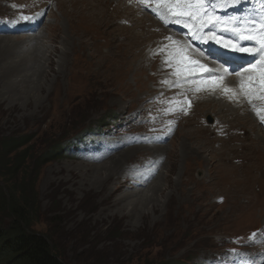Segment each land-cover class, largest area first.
I'll return each instance as SVG.
<instances>
[{"label": "rangeland", "instance_id": "374dc122", "mask_svg": "<svg viewBox=\"0 0 264 264\" xmlns=\"http://www.w3.org/2000/svg\"><path fill=\"white\" fill-rule=\"evenodd\" d=\"M3 1L0 15L5 17ZM70 1L79 0L48 2L40 34L35 36L39 44L0 34V151L10 137H30L28 145L34 144L27 162L30 165L54 143L68 144L83 134L74 150L65 146L57 159L38 168L37 213L29 219L28 230L48 237L66 264H198L201 257L221 252L225 239L245 235L264 223L261 113L252 118L240 111L248 121L234 119V124L221 109L198 101L178 130L172 131L171 121L150 109L169 102L170 91L158 89L157 77L167 70L154 60L157 56L150 44L160 35L156 12L167 11L165 3L174 5L175 0L160 4L149 0L145 6H139V0H98L95 18L101 19L102 27L97 29L80 25L85 14L78 13ZM254 1L251 6L264 11V2ZM53 25L57 30L50 32ZM64 34L73 38L75 46L60 56ZM114 64L128 67L133 76L127 79L130 90L115 82L119 69ZM176 83L168 88L186 93L183 85ZM223 121L227 123L220 124ZM161 131L168 141L149 145L158 147L159 152L153 155L151 150H135L147 147L139 145L138 139H150ZM126 139H133L127 142L133 144L123 143ZM107 146H111L108 151ZM122 148L139 154L118 162L125 167L117 169L109 157L125 150ZM53 169L69 175L70 181L60 183L61 174L57 179L51 177ZM85 169L102 170L103 178L93 180L97 179V187L82 185L80 176H88ZM138 173L145 179L151 177L145 181L148 185L159 177L145 193H131L126 180ZM167 179L171 183H166ZM138 185L130 183L133 188ZM0 187H4L1 179ZM120 199L142 202L136 208L145 205L143 212L148 217L135 222L129 207L115 212ZM156 220L158 224H154ZM3 221L9 223L10 218L5 216Z\"/></svg>", "mask_w": 264, "mask_h": 264}, {"label": "trees", "instance_id": "16d2710c", "mask_svg": "<svg viewBox=\"0 0 264 264\" xmlns=\"http://www.w3.org/2000/svg\"><path fill=\"white\" fill-rule=\"evenodd\" d=\"M30 137H10L0 151V264H66L62 254L55 251L48 237L29 231V219L36 215L35 184L37 170L45 163L57 159L71 144L54 143L49 152L33 158L34 144ZM10 218L9 223L3 219Z\"/></svg>", "mask_w": 264, "mask_h": 264}, {"label": "bare ground", "instance_id": "6f19581e", "mask_svg": "<svg viewBox=\"0 0 264 264\" xmlns=\"http://www.w3.org/2000/svg\"><path fill=\"white\" fill-rule=\"evenodd\" d=\"M98 0H79L77 3H75L74 1H70V3H72V5L71 6H74L75 8H76V10H79V12L78 13H80V14H82V13H84L85 14V17H84V19H83V21L80 23V25L82 26V27H84V28H90V27H92V28H100V27H102V21H101V19L99 18V17H96L95 18V13H96V11L98 12V7H97V4H96V2H97ZM53 3V2H52ZM51 3V4H52ZM118 5H119V3H117ZM53 5V4H52ZM56 5V4H55ZM55 8H56V6H54ZM57 9V8H56ZM66 9V8H65ZM55 10V9H54ZM66 11V10H65ZM53 12V11H52ZM59 12V11H58ZM73 12H75V10L73 11ZM65 14H67V12L65 13ZM83 15V14H82ZM137 25H138V23H137ZM105 26H108V24H105ZM148 28V27H147ZM146 28V29H147ZM57 30V28H56V26L55 25H53L52 27H51V30H50V32H53V31H56ZM65 32V31H64ZM42 33H43V29H42ZM65 35V34H64ZM140 35V34H139ZM1 36H3V35H1ZM0 36V37H1ZM138 36V35H137ZM46 38V37H45ZM142 38H144V37H142ZM31 40V42L32 41H36L37 43H38V41L37 40H35L36 38L35 37H33V38H30ZM44 39V38H43ZM117 39V38H116ZM135 39V38H134ZM62 41H60V45H61V51L59 52L58 51V49H57V51H58V54L60 55V56H66L67 55V53H69L70 52V50L72 49H74V44H73V38L71 37V36H68V35H65V37L63 38V39H61ZM140 40H142V39H140ZM26 41H29V39H27V40H24L23 42H26ZM47 41H49V40H47ZM51 41V40H50ZM143 41V40H142ZM142 41H141V43H142ZM153 41H155V40H153ZM21 42V41H20ZM69 42H71V45L69 44ZM42 43V42H41ZM58 43V42H57ZM138 43V42H137ZM140 43V42H139ZM17 44V43H16ZM29 44V43H28ZM39 44V43H38ZM144 44V43H143ZM142 44V45H143ZM154 44V43H153ZM153 44H150V45H153ZM31 45H33V44H31ZM49 45V44H48ZM78 45V44H77ZM140 45V44H139ZM25 46V45H24ZM23 46V47H24ZM53 46V45H52ZM55 46V45H54ZM26 47V46H25ZM22 48V47H21ZM32 48V47H31ZM60 48V47H59ZM121 48V47H120ZM55 49V48H54ZM29 51H31V50H29ZM53 51V50H52ZM56 51V50H55ZM110 51V50H109ZM25 53H26V51H25ZM24 53V54H25ZM40 53V52H39ZM51 53V52H50ZM149 53V52H148ZM153 53V52H152ZM27 54V53H26ZM47 54V53H46ZM51 55V54H50ZM54 55V54H53ZM28 56V55H27ZM48 56V55H47ZM52 56V55H51ZM162 57V56H161ZM30 58V57H29ZM119 59V58H118ZM154 59V58H153ZM31 61V60H30ZM21 62V61H20ZM35 62V61H34ZM41 62V61H40ZM146 62V61H145ZM37 63V62H36ZM24 64H27V62H24ZM114 66H116L119 70L116 72V78L114 79L115 80V82L116 83H120V85L123 87V84L124 85H127L128 87H127V89L128 90H130V83L129 82H127V79H128V77L130 76V77H132L133 78V76L131 75V74H129L128 73V67H126V68H120V67H118L116 64H114ZM237 67V66H236ZM241 67H242V65H241ZM241 67H239V69H237V70H240L241 69ZM147 68V67H146ZM159 68V67H158ZM235 69V68H234ZM112 71V70H111ZM50 72V71H49ZM106 72V71H105ZM114 72V71H113ZM113 72H112V74H113ZM108 73V72H107ZM111 73V72H110ZM162 73V72H161ZM25 74V73H24ZM36 74V73H35ZM30 75V74H29ZM64 75V74H63ZM31 76V75H30ZM19 78V77H18ZM24 78V77H23ZM23 78H21V79H23ZM25 79V78H24ZM32 80H34L33 78H32ZM131 80V79H130ZM129 80V81H130ZM16 81V80H15ZM48 81V80H47ZM98 81V80H97ZM96 81V82H97ZM36 82V81H35ZM133 82V81H132ZM41 83V82H40ZM99 83V82H98ZM174 83H176V82H174ZM45 84V83H44ZM176 84H178L179 86H181L182 85V83H181V81L179 80V82H177ZM42 87V86H41ZM24 88V87H23ZM181 88H184L185 89V91H186V88L184 87V86H182ZM41 89V88H40ZM40 89H38V90H40ZM43 89V88H42ZM44 92V91H43ZM23 93V92H22ZM26 94V93H25ZM24 94V95H25ZM38 94V93H37ZM40 95V94H39ZM42 96V95H41ZM25 97V96H24ZM31 97V96H30ZM244 97L246 98V95H244ZM239 99H241V98H239ZM33 100V99H32ZM49 102V101H48ZM236 103V102H235ZM205 104H207V105H210V106H214L215 108H218V109H221L222 110V113H226V117H227V119H229L230 117H231V115L234 117V119H239V120H244V121H248V117H244V116H240L239 114H238V112L239 111H241V109H243L242 107H240L239 105H234V104H226L225 102H223V101H220V100H215V99H208V100H206V103ZM24 106V105H23ZM218 106V107H217ZM39 108V107H38ZM248 114V113H247ZM23 116V115H22ZM250 117V116H249ZM221 120V119H220ZM227 123V121H223V122H220V124H222V125H225ZM245 124H247V122H245ZM212 128H214L213 126H211ZM216 128H217V125H216ZM216 128H214V129H216ZM262 139H264V138H262ZM263 142H264V140H263ZM133 143H127V145H132ZM138 144L139 145H144V146H147V147H135V150L136 149H145V150H151L152 151V154L154 155V154H156L157 152H159V150L160 149H158V147H154V146H149V145H152V144H155L154 143V141H152V142H149L148 141V139H138ZM122 149H125V148H122ZM121 149V150H122ZM155 149V150H154ZM120 150V151H121ZM119 151V150H118ZM116 152L115 153V155L114 156H110L109 157V160H111L112 162H111V164H116V168L118 169V168H120V166L122 165V164H120L121 162V160H129V157H131L133 154H139V153H130V152H127L128 150H124V151H122V152ZM140 152H143V151H140ZM124 153V154H123ZM122 154V155H121ZM140 156V155H139ZM144 156L146 157V158H148V156L147 155H145L144 154ZM150 157H153V156H151V155H149ZM117 157V158H116ZM118 162H120V163H118ZM130 164H131V162H129ZM107 164H108V162H107ZM94 165V164H93ZM96 165V164H95ZM156 165H157V163H156ZM103 166V164L101 165V167ZM123 166V165H122ZM129 166V165H128ZM87 167V166H86ZM96 167V169H97V167L98 166H95ZM109 167H110V169H111V171H113V169L115 170V167H114V165H109ZM123 167H125V166H123ZM127 167V166H126ZM66 170H67V168H66V166L64 167ZM85 168V167H84ZM88 168V167H87ZM107 168V167H106ZM59 169V168H58ZM101 169V168H100ZM104 169V168H103ZM122 169H124V168H122ZM53 170H55V169H53ZM69 170V169H68ZM80 171V170H79ZM102 171V170H101ZM101 171H96V170H84V172H86V173H88V176L87 175H82V176H80V172H79V176H80V182L82 183V185H90V187H95L96 186V184H97V179L95 180V181H93L94 179H95V177L97 176V178H103L101 175H102V172ZM108 171V170H107ZM117 171V170H116ZM119 171V170H118ZM120 171H122V170H120ZM152 171V170H151ZM75 172V171H74ZM105 172V171H104ZM50 173V172H49ZM66 173H68V172H66ZM81 173H82V171H81ZM111 174H109V175H111V176H113V175H115V174H113L112 172H110ZM52 174L54 175V176H51V177H56V179H57V176L59 175V174H61V175H63L64 177L60 180L59 179V181H60V183H61V181H63V180H65V181H67V182H69L70 181V178H69V175H66L65 173H63L62 171H56L55 170V173L52 171ZM113 174V175H112ZM118 174V173H117ZM77 176V175H76ZM101 176V177H100ZM115 176H117V175H115ZM126 176V175H125ZM145 176V175H144ZM144 176H142L141 175V173H138L137 175H135V176H133V177H128V181L126 180V182H127V186H128V189H130L131 191V193H132V191H134L135 193H145L146 192V190L148 189V188H151V186H152V184H153V181H154V179H156V178H158L159 177V175L158 176H156V178H154L153 180H152V183L151 184H149L148 185V183H146L145 181L147 180V179H149V178H151L150 176L147 178V179H145L144 178ZM62 177V176H61ZM107 177H109V176H107ZM122 177V176H121ZM77 178V177H76ZM144 178V179H143ZM49 179H51V178H49ZM107 179V178H106ZM109 179V178H108ZM118 179V178H117ZM73 180V179H72ZM75 180V179H74ZM105 180V179H104ZM158 180V179H157ZM162 180V179H161ZM160 180V181H161ZM50 181V180H49ZM53 181V180H52ZM79 181V179L77 180V182ZM51 182V181H50ZM71 182H73V181H71ZM75 182V181H74ZM74 182H73V185H75L74 184ZM91 182V183H90ZM54 183V182H53ZM59 183V182H58ZM66 183V182H65ZM113 183V182H112ZM124 183V182H123ZM130 183H132V184H134V183H136V184H139L137 187H135V188H133L132 186H130ZM160 183V182H159ZM166 183H171L168 179H167V181H166ZM101 183H99V185H100ZM103 184V183H102ZM144 184L146 185L145 187H146V189L145 190H142V189H140L141 187H143L144 186ZM53 185V184H52ZM108 185V184H107ZM112 185V184H111ZM125 185V184H124ZM55 186V185H54ZM64 186V185H63ZM62 186V187H63ZM69 186V185H68ZM71 186V185H70ZM79 185H77V187H78ZM81 186V185H80ZM102 186V185H101ZM156 187H157V185H155ZM167 186V185H166ZM48 187H49V185H48ZM55 187H57V186H55ZM60 187V186H59ZM61 187V188H62ZM97 187V186H96ZM104 187V186H103ZM105 187H106V185H105ZM112 187V186H111ZM139 187V188H138ZM155 187V188H156ZM65 188V187H64ZM82 188H84V187H82ZM89 188V187H88ZM127 188V187H126ZM51 189V188H50ZM69 189V188H68ZM78 189V188H77ZM105 189V188H104ZM110 189V188H109ZM123 189V188H122ZM153 189H154V187H153ZM158 189V188H157ZM71 190V189H70ZM80 190V189H79ZM99 190V189H98ZM115 190V189H114ZM163 190V189H162ZM96 190H94V192H95ZM82 192V191H81ZM90 192V191H89ZM100 192H101V190H100ZM112 192H114V191H112ZM126 192H127V190H126ZM129 192V193H130ZM158 192V191H157ZM67 193V192H66ZM74 194V193H73ZM84 194H85V192H84ZM89 194V193H88ZM107 194V193H106ZM123 194V193H122ZM60 195V194H59ZM66 195V194H65ZM75 195V194H74ZM109 195V194H108ZM133 195V194H132ZM131 195V196H132ZM145 195V194H144ZM151 195H153V192H152V194ZM155 195V194H154ZM68 196V195H67ZM66 196V197H67ZM77 196H79V195H77ZM90 196V195H89ZM130 196V197H131ZM146 196V198H147V195H145ZM62 197V196H61ZM72 197V196H71ZM95 197V196H94ZM93 197V198H94ZM134 197H136V195H134ZM150 197V196H149ZM152 197H154V196H152ZM64 198V197H63ZM68 198V197H67ZM155 198V197H154ZM65 199V198H64ZM136 199V198H135ZM157 199V198H156ZM69 200V199H68ZM79 200H81V199H79ZM125 200H128L129 201V199H125ZM136 200H140V199H136ZM150 200H151V198H150ZM158 200V199H157ZM67 201V200H66ZM76 201L77 202H79L77 199H76ZM100 201V200H99ZM127 201V202H128ZM153 201V200H152ZM156 201V200H155ZM64 202V201H63ZM123 202V199H120V201L119 202H117V203H120V204H115V206H118L119 208L117 209V210H115V212H118L119 210H121L122 211V209L123 208H128L129 207V209H128V212H129V215H131V216H133V215H135L134 216V219H135V222L136 221H138L139 219H145V218H147L148 217V215L145 213V212H143V206H145V205H143V206H141L140 207V209H137L136 208V206H138V205H141L142 204V202H140V201H137V202H135V200H133V202L131 201V199H130V202H128V203H122ZM71 203V202H70ZM115 203V202H114ZM69 204V203H68ZM77 204V203H76ZM149 204H150V202H149ZM72 205V204H71ZM148 205V204H147ZM153 205L154 204H151V206L153 207ZM156 206V205H155ZM69 207V210H70V206H68ZM95 208V207H94ZM149 210V209H148ZM160 210V209H159ZM158 210V211H159ZM123 212V211H122ZM101 214L102 213H104V211L103 210H101V212H100ZM126 213V212H125ZM147 213H148V211H147ZM152 213V212H151ZM97 214H99V213H97ZM100 215V214H99ZM108 216H110V217H112L113 216V213L112 214H107ZM123 215V214H122ZM102 216V215H101ZM121 216V215H120ZM152 216V215H151ZM114 217V216H113ZM99 218V217H98ZM95 220V219H94ZM150 220V219H149ZM96 221V220H95ZM131 221V220H130ZM132 221H134V220H132ZM131 221V222H132ZM159 222L156 220V221H154V224H158ZM136 224V223H135ZM152 224V223H151ZM137 225V224H136ZM148 226V225H147ZM127 227V226H126ZM151 227V226H150ZM143 228V227H142ZM126 229V228H125ZM132 229V228H131ZM131 232V231H130Z\"/></svg>", "mask_w": 264, "mask_h": 264}, {"label": "snow or ice", "instance_id": "6c2138e0", "mask_svg": "<svg viewBox=\"0 0 264 264\" xmlns=\"http://www.w3.org/2000/svg\"><path fill=\"white\" fill-rule=\"evenodd\" d=\"M142 4H147L149 0H139ZM153 2L160 4L162 2H165V0H153ZM208 2V0H175V5H168L165 3V7L167 8L168 13L171 16L174 17H180V16H187L192 20H196L198 17L200 18L201 25L205 23V19L208 24H213L214 19L212 18L211 14L208 12V10L205 7V4ZM227 2V0H225ZM183 5L182 8L177 10V6ZM158 15H161L160 12L157 13ZM261 27H264V24L260 25ZM236 31H239V29H234ZM253 32L255 29L252 30ZM196 38L195 36L193 37ZM245 39H255L259 45L257 49H248V48H237L236 45H230V47L233 48L234 51L239 52H246L250 55L257 56V60L259 62V71L261 73V80L262 83H264V32H260L258 35H249L243 37ZM171 39V38H169ZM252 70H256L255 65H253ZM239 74V73H236ZM164 83H167L165 81ZM256 234H253V237ZM252 239V237H250Z\"/></svg>", "mask_w": 264, "mask_h": 264}]
</instances>
